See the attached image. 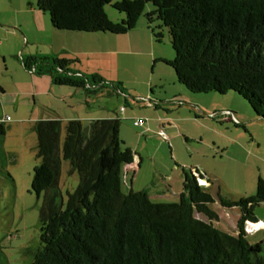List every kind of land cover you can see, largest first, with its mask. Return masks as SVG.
Instances as JSON below:
<instances>
[{
	"label": "trees",
	"instance_id": "1",
	"mask_svg": "<svg viewBox=\"0 0 264 264\" xmlns=\"http://www.w3.org/2000/svg\"><path fill=\"white\" fill-rule=\"evenodd\" d=\"M111 1L36 0V7L58 30L125 34L151 3L145 17L149 24L158 19L159 27L167 29L174 58L162 60L172 66L177 81L191 92L235 91L264 118V0ZM107 4L124 18L110 19ZM149 27L160 41L161 33ZM73 62L54 55L21 58L26 70L48 75L55 85L86 93L105 86L100 75L71 69ZM115 87L123 91L120 82ZM119 126L117 117L92 119L87 125L67 120L61 153L79 182L63 204L58 184L61 120L34 123L38 163L31 190L43 197L40 243L26 249L30 264H264V239L250 243L244 229L246 221L257 220L254 207L264 203L261 177L254 195L237 200L219 196L222 206L240 210L237 232L222 231L213 224L214 198L199 184L197 169H182L176 202H153L146 189L122 191L121 168L132 162L133 153L123 145ZM4 133L0 123V137Z\"/></svg>",
	"mask_w": 264,
	"mask_h": 264
},
{
	"label": "rangeland",
	"instance_id": "2",
	"mask_svg": "<svg viewBox=\"0 0 264 264\" xmlns=\"http://www.w3.org/2000/svg\"><path fill=\"white\" fill-rule=\"evenodd\" d=\"M29 1L36 6V0H0V9L8 17L9 5ZM151 9L152 4L147 3L135 27L125 34H115L116 40L111 47L105 45L98 53L82 56L83 72L98 74L107 82L98 90L100 92L97 91V96L89 94V101H94L89 110L106 112L107 109L110 115L119 116V137L132 151L133 160L137 159L136 168L127 165L121 168L122 191L146 189L153 202H176L182 191V169H197L202 174L201 180L212 184L209 189L215 196L254 195L257 178L264 180V118L256 116L248 101L235 91L223 94L191 92L180 84L172 66L162 60L174 58L167 29L159 27L158 19L154 18L149 24L145 17ZM105 11L118 12L112 4H107ZM118 13L124 17L123 12ZM149 26L161 33L160 41L154 39ZM37 35L35 30H30V37ZM41 48L39 50L44 52ZM1 52H5L4 48L0 49V84L5 90L0 97V117L8 115L10 120L1 123L5 133L0 137V260L2 264H30L26 249L37 248L40 243L39 213L43 197V193L37 197L31 190L33 168L38 163L35 156L37 137L33 129L37 120L31 119L32 98L23 95V87H16L5 74ZM43 55L64 56L55 49L38 56ZM7 63L11 68L16 67L13 58ZM118 82L126 97L116 91ZM111 83L115 86L111 87ZM145 91L149 94L147 97L163 102L157 104L158 109L134 101V95L147 98ZM73 104V115L84 114V107L81 109L76 102ZM220 110L233 112L239 125L209 116ZM48 113L45 110L43 114L47 116ZM58 113L62 115L59 109ZM138 118L144 119L142 125H134L133 121ZM60 120L58 184L65 204L67 192L76 187L79 176L76 171L70 172L68 161L62 157L67 120ZM81 122L87 125L89 120L82 118ZM160 128L167 135V141L158 134ZM174 133H178L175 138L172 137ZM218 144L225 146V155L218 154ZM253 210L264 218L263 204ZM196 215L206 219L201 214ZM262 228L245 232L247 240L250 243L263 240Z\"/></svg>",
	"mask_w": 264,
	"mask_h": 264
},
{
	"label": "crops",
	"instance_id": "3",
	"mask_svg": "<svg viewBox=\"0 0 264 264\" xmlns=\"http://www.w3.org/2000/svg\"><path fill=\"white\" fill-rule=\"evenodd\" d=\"M118 1V0H116ZM8 17L3 15V12L0 9V49L4 48L5 52H1V58L3 61V67L5 74L9 75L11 80L15 82L16 87H23V95L27 98L30 96L32 98L33 104L31 106L30 114L33 120L41 119H79L82 118L92 120L96 118H114L117 115H110L109 110L106 108V112L89 110L93 107V100L89 101V94L93 93L94 96H97V93L90 92L86 93L82 88L70 87V89H65L64 85H55L51 82V79L48 75H36L29 70H26L21 63V58L33 55L38 56L41 53H48V51H55L61 53L64 56L63 58L73 59L75 62L71 64V69L77 71L78 73L83 72V57L84 55L98 53L101 49H104L106 46L111 47L113 40L115 41V34L108 32H78V31H66L58 30L54 28L50 22L49 16H46V13L42 12L34 6L30 1L28 3H19L18 5H9L8 7ZM108 17L113 20H118L124 18L122 14L113 11H106ZM35 30L37 36L32 38L29 36L30 30ZM42 46L41 50L39 48ZM89 46H91L89 48ZM111 51V50H110ZM115 51V50H112ZM13 58L16 62V67L11 68L8 59ZM76 64L77 66L73 65ZM27 78L29 82L27 83ZM118 93L121 91L117 90ZM121 93L124 94V97L127 96L125 91ZM5 90L3 85L0 84V97H3ZM146 97L149 95L146 91L144 92ZM39 96L38 100L36 97ZM139 96L140 95H134ZM25 97V98H26ZM19 98V97H18ZM134 98V97H133ZM152 98V97H150ZM72 101V102H71ZM159 101V100H158ZM74 102L76 105L80 106L82 109L85 108L84 114L77 113L72 114L74 110ZM161 104L162 101H159ZM57 105L61 107L58 108ZM64 109V108H66ZM103 108L102 106H100ZM195 107V105H194ZM159 106L153 107V109H158ZM61 111L62 115L59 116L58 113ZM49 111V115L45 116L44 111ZM89 110V111H88ZM65 113V114H63ZM98 113V114H97ZM53 115V116H50ZM170 117V116H167ZM232 123V122H231ZM164 124V123H163ZM178 133L172 134V137H177ZM217 149L219 150L218 154L225 155V146L218 144ZM207 182V181H206ZM211 183L203 184V188L210 192L209 187ZM209 189V190H208ZM218 187H216L217 195ZM214 198V202L211 205V209L216 213L217 218L213 221V224L218 229L228 232L236 233L237 227L236 223L240 216V210L237 206H222L219 202V196H215L213 192H210ZM149 194V192H148ZM149 196H151L149 194ZM246 197V196H240ZM225 198V197H224ZM228 200H237L239 198H226ZM263 204L264 203H260ZM253 214L257 220L264 219L262 214L255 213ZM262 228V227H261ZM261 228H259L261 230ZM263 229V228H262ZM247 238V235H246ZM1 258V255H0Z\"/></svg>",
	"mask_w": 264,
	"mask_h": 264
},
{
	"label": "built area",
	"instance_id": "4",
	"mask_svg": "<svg viewBox=\"0 0 264 264\" xmlns=\"http://www.w3.org/2000/svg\"><path fill=\"white\" fill-rule=\"evenodd\" d=\"M134 101L137 103H143V104H146L148 106H153V107H155L159 103V101L154 99V98H150V97L142 98L139 96L134 97ZM195 109H197V107H195ZM123 110H124V108L121 107V111H123ZM209 116L220 117L224 121H232L233 123H236V124L239 123L235 114L229 110H220V111H217L214 113H210ZM9 120H10V116H8V115H6L4 117H0V123H3L5 121H9ZM143 122H144V119H142V118H138V119L133 121L134 125H142ZM158 134L162 137L163 140H165V141L168 140V137L162 128L159 129ZM125 165H127L128 168L129 167L136 168L137 159L135 161L133 160L131 163H128ZM201 179L202 178H198L199 184L203 185V184L208 183V182L201 180ZM261 227H264V219L256 220V221H249L248 220L245 222V225H244L245 232H252V231L257 230L258 228H261Z\"/></svg>",
	"mask_w": 264,
	"mask_h": 264
}]
</instances>
